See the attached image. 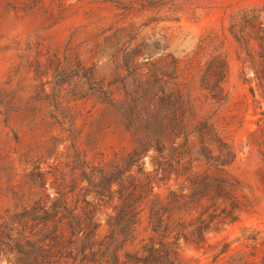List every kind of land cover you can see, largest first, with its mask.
Returning <instances> with one entry per match:
<instances>
[{"label":"rangeland","instance_id":"rangeland-1","mask_svg":"<svg viewBox=\"0 0 264 264\" xmlns=\"http://www.w3.org/2000/svg\"><path fill=\"white\" fill-rule=\"evenodd\" d=\"M41 47L58 55L68 69H95L94 83L82 78V92L66 85L70 93L65 91L62 101L76 117L73 138L96 165L124 167L136 143L128 122L92 90L99 82L112 84L122 101L125 82L131 89L137 86L132 78L126 81L131 69L159 74L177 69L194 104L188 128L212 123L236 155L221 176L233 182L240 208L234 210L235 221L206 232L204 242L196 236L182 239L177 249L181 264H264V0H0V90L12 92L0 115V264L14 261L12 218L44 194L56 196L61 174L69 173L67 155L73 153L70 133L60 131L54 116L51 93L60 77L51 71L41 75L57 67L48 68ZM221 60L228 72L223 98L215 102L202 81L210 63L219 69ZM145 163L147 171L155 168L150 158ZM206 168L195 164L193 171ZM40 171L44 189L42 180L32 182ZM183 182L173 177L169 186L176 189ZM167 188L156 187L142 201L141 224L128 247L139 259L150 247L159 248V242H151L150 216ZM226 206L232 211L227 200L217 214ZM200 211H178L174 225L182 227L176 231L195 230ZM111 213V208L97 211L101 237L108 233Z\"/></svg>","mask_w":264,"mask_h":264},{"label":"trees","instance_id":"trees-1","mask_svg":"<svg viewBox=\"0 0 264 264\" xmlns=\"http://www.w3.org/2000/svg\"><path fill=\"white\" fill-rule=\"evenodd\" d=\"M41 48L46 51L48 68L57 67L44 69L41 75L51 71L60 77L51 93L56 107L54 116L60 131L70 133L73 153L67 155L65 167L69 173L61 174L56 196L44 194L31 209L24 208L12 218L10 252L14 261L10 264H181L177 249L182 239L190 241L196 236L199 242H204L206 232L219 231L227 220H236L234 210L240 208L234 184L221 176L236 155L212 123L206 121L194 130L188 128L194 104L177 69L163 74L151 69H131V77L126 81L132 78L137 86L131 89L125 82L126 97L122 101L116 99L119 89L112 84L105 86L99 82L92 90V96L114 108L121 120L128 122L126 127L136 143L124 167L115 163L96 165L79 148L78 137L73 138L76 117L62 101L68 91L66 85L71 92H82V78L94 83L95 69H68L58 55ZM219 63V69H211L214 64L210 63L202 81L203 89L215 102L223 98L222 84L228 72L226 62ZM6 94L0 90V115L1 108L7 106L3 102L8 104L12 99V92ZM146 158L155 167L151 171L145 169ZM195 164H205L207 168L197 173L193 171ZM173 177L184 178L182 186L176 189L169 186ZM34 178L32 182L43 181L44 189L45 174L40 171ZM156 187H168L166 198L156 200L151 209L154 234L151 242H159V248L150 247L148 255L139 259L128 247L135 242L141 224L142 201ZM227 200L233 206L232 211L226 206L217 214L218 206ZM101 208L112 209L104 237L100 236L95 220ZM184 208L201 209L198 225L188 234L176 231L181 224L174 225L176 213ZM173 232L177 233L172 240Z\"/></svg>","mask_w":264,"mask_h":264}]
</instances>
